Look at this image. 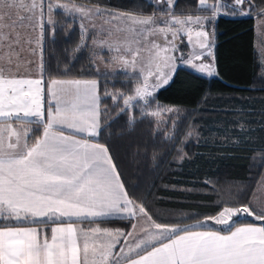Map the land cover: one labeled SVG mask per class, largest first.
<instances>
[{
	"label": "snow or ice",
	"instance_id": "obj_1",
	"mask_svg": "<svg viewBox=\"0 0 264 264\" xmlns=\"http://www.w3.org/2000/svg\"><path fill=\"white\" fill-rule=\"evenodd\" d=\"M61 15L79 20V41L50 69L45 41ZM253 17L264 79V0H0V264H264V208L241 197L203 217L161 218L104 137L148 123L182 162L199 136L194 114L185 132L181 109L158 96L181 69L218 77V21ZM80 52L89 66L74 71ZM257 156L247 195L264 192V149Z\"/></svg>",
	"mask_w": 264,
	"mask_h": 264
},
{
	"label": "trees",
	"instance_id": "obj_2",
	"mask_svg": "<svg viewBox=\"0 0 264 264\" xmlns=\"http://www.w3.org/2000/svg\"><path fill=\"white\" fill-rule=\"evenodd\" d=\"M101 3L120 7L127 0ZM57 19L60 26L54 40L45 41L44 61L50 69L63 67L79 41L77 22L62 15ZM254 25L255 17L221 18L216 29L218 77H199L181 69L175 83L159 94L158 104L181 109V130H186V118L194 114L191 123L199 136L184 144L182 162L173 145L157 139L148 123L132 128L115 124L104 132L128 186L161 218L174 219L169 217L170 211L185 213V218L211 214L221 203L219 197H231L221 193L231 186L243 187L239 198L250 199L257 210L264 208V192L256 189L255 195H247L253 192L260 172L257 152L264 149V79L255 50ZM74 55V71L89 66L90 53ZM107 83L120 87L123 79ZM205 179L213 183L205 186ZM235 221L244 222L239 217Z\"/></svg>",
	"mask_w": 264,
	"mask_h": 264
},
{
	"label": "rangeland",
	"instance_id": "obj_3",
	"mask_svg": "<svg viewBox=\"0 0 264 264\" xmlns=\"http://www.w3.org/2000/svg\"><path fill=\"white\" fill-rule=\"evenodd\" d=\"M66 18H69V17H66ZM71 19L75 20V22H77V24L79 25V20L78 19H75V18H71ZM101 69L103 71H107L106 69H104L103 65H101ZM186 130H185V132H186ZM183 151H184V153H186V150L184 149V146H183ZM176 154H178V153L176 152ZM177 158H178V156H177ZM242 188L243 187H240V186H235V187L231 186L229 188H226V189L222 190L221 193H223L226 196H231V197H226L224 199L222 197H219L217 199V201H219V203H220L223 200V202L226 205L236 204L238 201L242 202L241 198H239V196L241 194V191H242ZM168 215H170L169 216L170 218H174V219H183V218H185L184 216H186L185 213L171 212V211L169 212ZM236 218L237 217H234L233 220H235ZM229 223L231 224L232 222L230 221ZM210 226H214V225H210ZM215 227H219V226H215Z\"/></svg>",
	"mask_w": 264,
	"mask_h": 264
},
{
	"label": "crops",
	"instance_id": "obj_4",
	"mask_svg": "<svg viewBox=\"0 0 264 264\" xmlns=\"http://www.w3.org/2000/svg\"><path fill=\"white\" fill-rule=\"evenodd\" d=\"M256 25H257V21H256V18H255L254 30L256 29ZM258 48H259V45L257 43V33L255 31V50H256L257 59H258V62H259V52H258ZM259 64H260V62H259ZM260 68H261V64H260ZM213 78H215V77H213ZM115 224H116V226L119 225V223H115Z\"/></svg>",
	"mask_w": 264,
	"mask_h": 264
}]
</instances>
